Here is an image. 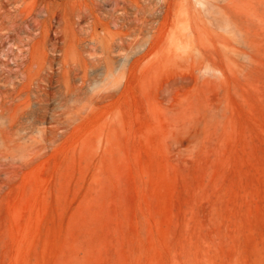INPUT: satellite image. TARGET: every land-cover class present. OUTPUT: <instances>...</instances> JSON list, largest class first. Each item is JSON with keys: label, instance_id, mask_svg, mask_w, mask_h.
I'll return each mask as SVG.
<instances>
[{"label": "rangeland", "instance_id": "374dc122", "mask_svg": "<svg viewBox=\"0 0 264 264\" xmlns=\"http://www.w3.org/2000/svg\"><path fill=\"white\" fill-rule=\"evenodd\" d=\"M0 264H264V0H0Z\"/></svg>", "mask_w": 264, "mask_h": 264}]
</instances>
